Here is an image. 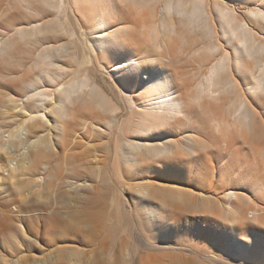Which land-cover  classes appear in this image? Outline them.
Listing matches in <instances>:
<instances>
[{"label":"bare ground","instance_id":"6f19581e","mask_svg":"<svg viewBox=\"0 0 264 264\" xmlns=\"http://www.w3.org/2000/svg\"><path fill=\"white\" fill-rule=\"evenodd\" d=\"M95 1L103 5V14L86 17L83 7L91 8ZM108 1L0 2V65L7 74L13 75L7 79L0 74V87L15 83L22 92L19 100L11 92L0 90V264H81L76 258L81 252L74 247L51 252L48 259L40 261L26 259L23 248L40 247L41 251V243L48 245L46 236L52 239L49 242H56L55 234L63 224H80L84 216L97 215L101 228L105 232L109 230L113 213L108 190L111 173L109 176L106 159L97 161L98 156L76 151L70 139L74 126H81L84 132L93 127L84 120H87L85 113H94L102 119L101 136L110 137L116 132L115 141H118L114 150L106 141L102 147L113 154L116 173L113 174L119 182H122L121 165L131 166L142 161L161 165L168 156H178L177 142L170 138L157 141L161 139L158 132L168 133L177 124L189 121L192 109L200 108L207 114L215 128L211 131L214 134L232 133L243 138L244 134L254 133L259 114L241 91L236 74L246 75L247 90L258 101L264 96V10L251 12V19L246 21L230 8L228 0ZM113 1L132 9L142 19L151 44L141 46L144 50L141 56L134 54L125 42V32L129 29L110 26L109 19L116 12L112 9ZM67 6L79 24L90 25L87 32H80L84 42L74 41L76 33L64 28ZM47 10L51 12L49 19L43 14ZM15 11L24 13L25 18L17 22L13 17ZM36 17L41 18L27 20ZM191 34H199L204 43L189 51L198 71L188 101L184 102L177 96L172 75L162 63L164 58H172L177 53L181 57L185 55ZM62 35L69 42L48 44L50 39ZM31 50L36 54L29 71L35 70V77L27 79L24 62ZM98 55L102 63L97 60ZM64 60L69 63L68 68L62 64ZM92 61L103 73L107 71V76L121 91L128 114L125 120H121L118 106L91 77ZM213 106L223 107L222 115H212L216 111ZM9 109L27 115L17 122ZM261 127L264 129L262 122ZM194 141L190 137L186 140L184 150L188 156L194 155L197 148ZM258 154L264 163V146ZM199 189L145 183L135 188L136 199L144 209L142 217L126 209L124 204L118 210L123 217L127 215L139 224L143 221L148 227L158 223L157 241L166 242L159 244L158 249L175 248L171 247V238L176 230L186 240L201 245L204 252L211 253L212 264L215 258L221 257L231 264H264V239L244 237L240 232L247 223L264 227V209L248 196L234 191L220 198ZM11 206L21 217L14 219L9 215ZM168 208L172 223L163 213ZM189 213L196 215L193 227L176 222ZM28 221L35 222V226L31 228ZM206 221L212 226L211 235H206ZM85 223L90 227L89 219ZM223 223L227 225L226 230H221ZM77 241L75 236L71 242ZM99 244V259L93 261L112 264L108 262V243ZM94 262L87 260L84 264Z\"/></svg>","mask_w":264,"mask_h":264},{"label":"rangeland","instance_id":"374dc122","mask_svg":"<svg viewBox=\"0 0 264 264\" xmlns=\"http://www.w3.org/2000/svg\"><path fill=\"white\" fill-rule=\"evenodd\" d=\"M106 1L109 3L108 0ZM0 2L2 3L3 0H0ZM228 3L230 8L235 10L238 16L246 21L251 19V12L264 10V0H228ZM112 5H114L112 9L114 8L116 12L114 13V10L112 11L114 14H112V18L109 19L110 26L117 29H129V32H125V42L129 45L134 54L141 56L144 51L141 46L144 44H151L147 36V31L143 30L142 26L144 23L142 19L128 7L114 1ZM102 6L103 5L95 1L91 8L83 7L84 14L86 17L90 15H102ZM48 12L43 13L47 19L51 17V12ZM159 12V7H157V16H159ZM13 17L17 22H20V20L25 18V15L22 12L15 11ZM40 18L41 17L28 18L27 20L36 21ZM63 21L66 30L72 29L76 33L74 36V41L76 42H79L81 39L80 32H87L90 29V25L86 22L84 24H79L68 6ZM79 27H82V30H79ZM262 34V36H264V32H262ZM188 40L189 44L185 46L187 49L185 55L181 54V57L180 54L177 53L172 58H164L162 63L168 74L170 76L172 75L171 78L174 80V89L177 96L184 102L188 101V95L192 91V87L195 83L194 76L198 71L195 60L190 58L189 54L194 49L201 47L204 43L199 34L188 35ZM67 42H69L68 39L65 38V35H62L57 39H50L48 44L52 43L58 45ZM81 42H84V40L81 39ZM30 52L31 55H27L24 62L25 69L28 70L27 73H25L27 79L35 77V70H29L33 67L35 59L33 54H36V51L31 50ZM100 56L101 55H98L97 60H99V63H102V57ZM96 62L92 61L90 65V68L94 69L91 70L90 75L102 86L105 94L112 102L118 106L121 120H125L128 114L122 93L107 76V71L103 73L104 70L100 69ZM62 64L65 65H63L64 67L68 68L66 65H69V63H66V60L62 61ZM93 65H96V67ZM103 65L108 67L105 63H103ZM13 70L18 69L13 68ZM0 74H3L7 79L13 77V75L7 74L1 65ZM15 75L18 76L19 74ZM236 78L240 83L241 91L245 93L252 107L256 109L259 114L253 134H244L243 138L234 137L232 133L225 136L214 134L211 132L214 127L210 120H208L207 114L200 108L192 109L193 111H189V121L177 124L172 130L167 131L168 133L162 131L158 132V134L161 133V139L158 138L157 141L165 142L170 138V141L177 142L179 145L178 156H168L161 165L154 161H142L141 163L131 166L121 165L120 181L122 182L117 180L116 175L114 176L116 173H114V163L112 164L114 161L112 152L102 147L106 141L109 144L111 143L110 148H112V151L114 150L113 148L118 141H115L116 132H113L110 137L105 138L101 136V131L103 129L102 119L94 113H85L83 116H85L87 120H84L93 127L90 126V128L85 129L84 132L81 126H74L75 128L73 127L70 139L73 145H75L73 147L76 151H86L89 152L90 156H98L96 159L97 161L106 159L109 176L111 173V183L108 185V190L110 192L112 204L111 211L113 213V219L109 230L105 232V230L101 228L97 215H94V218L84 216L80 219V224L79 222L75 225L69 222L63 224L60 230L55 234L58 236L56 242H49L52 239H50V236H46V238L49 239L48 245L46 244L44 246V244L41 243V251L39 249L40 247L36 250H29L28 248L24 250L23 248L25 258L28 260L34 258L39 261L46 260L48 259V254L51 252L74 247L81 252L76 258L79 259L81 264H84L87 260L94 262V259L98 261L99 243L106 242L109 246V251L107 252L108 262L112 264H176V262H182L184 264H212L210 259L212 257L211 253L204 252V250L201 249V245L195 244L196 242L194 243L192 240H186V237H184V235L182 236V233L176 230L171 238L173 240V243H171L173 245H171V247L174 246L175 248L166 250H161V248L158 249L159 244L166 243L161 239L157 241L158 234L156 228H159L157 225L158 223L148 227L144 225L143 221L139 224L130 219L127 215L123 217L124 214H120L119 210L124 204L126 209L139 215L140 218L142 217L144 209L138 198L136 199L137 192L135 188H141L145 183L176 186L197 191L199 188H203L202 190L199 189V191L205 192L207 195L219 196L220 198H222L226 192L234 191L241 196H248L253 203L264 209V163L260 160L258 154L264 146V129L261 127V122L264 124V96L258 101L254 95L247 90L249 80L246 75L239 76L236 74ZM67 79L68 77L65 76L64 80ZM24 85L25 83L21 85V88ZM0 90L11 92L12 96L16 99H22V92L15 83L2 85ZM222 108L221 106H213V109L216 111L211 114L222 115ZM1 110L0 108V111ZM9 112L12 119L17 122L22 121L23 117L27 115L25 112H20L19 110L13 111L9 109ZM50 121L53 123L52 119H50ZM189 137L193 138L197 145V148L194 150V155L192 156H188L184 150L186 147V140ZM54 139H56V137H54ZM130 139L133 140L134 138L130 137ZM1 174L0 171V175ZM102 189L103 188H100V190ZM9 210L11 211L9 215H11L12 218L18 219L21 217L14 206H11ZM114 212H116V215ZM169 212L170 210L168 208L163 213L166 215L167 221L172 223L173 221L170 220ZM262 217V222L264 223V215ZM195 218L196 215L189 213L186 214L185 218L179 217L176 219V222L180 225L189 224L193 227L194 220H196ZM88 219L91 224L90 227L85 223L88 222ZM27 223L31 228L35 226V222L28 221ZM257 225L258 224L247 223L244 230H240V232L244 237L250 238L259 236L264 239V227ZM204 226L206 235H211L213 229L210 223L206 221ZM226 229L227 225L223 223L221 230ZM75 236L78 238L77 243L71 242L75 240ZM155 238L156 241L154 240ZM175 244L178 245L175 246ZM42 249H47V252L42 251ZM215 259L214 264H231L222 257ZM93 264L97 263L94 262Z\"/></svg>","mask_w":264,"mask_h":264}]
</instances>
